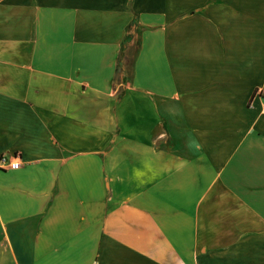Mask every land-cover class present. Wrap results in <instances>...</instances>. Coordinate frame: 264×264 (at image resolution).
<instances>
[{"label": "crops", "instance_id": "crops-1", "mask_svg": "<svg viewBox=\"0 0 264 264\" xmlns=\"http://www.w3.org/2000/svg\"><path fill=\"white\" fill-rule=\"evenodd\" d=\"M0 264H264V0H0Z\"/></svg>", "mask_w": 264, "mask_h": 264}, {"label": "built area", "instance_id": "built-area-1", "mask_svg": "<svg viewBox=\"0 0 264 264\" xmlns=\"http://www.w3.org/2000/svg\"><path fill=\"white\" fill-rule=\"evenodd\" d=\"M19 166V160L15 156L5 157L4 155L0 156V168H11L15 169Z\"/></svg>", "mask_w": 264, "mask_h": 264}]
</instances>
